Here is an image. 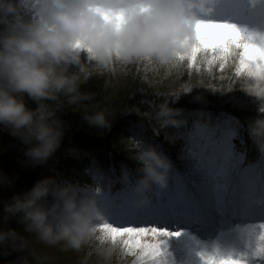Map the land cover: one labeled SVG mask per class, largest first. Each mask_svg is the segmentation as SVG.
Segmentation results:
<instances>
[{"label": "clouds", "instance_id": "obj_1", "mask_svg": "<svg viewBox=\"0 0 264 264\" xmlns=\"http://www.w3.org/2000/svg\"><path fill=\"white\" fill-rule=\"evenodd\" d=\"M192 6L190 0H42L39 18L25 23L13 0H0V20L15 14V23L0 31V130L28 145L27 164H46L64 135L57 102L64 97L69 105H78L92 98L80 91L89 77L80 52L86 51L88 60L100 69L117 60L130 63L144 58L162 66L176 64L192 42ZM68 65L78 70L69 72ZM249 84L250 93L264 98V82L251 79ZM25 94L36 102L35 108L25 103ZM177 111L164 104L157 116L178 125L182 121L173 119ZM84 119L102 128L110 125L104 110L86 113ZM250 135L264 150V117L250 124ZM135 159L142 173L138 192L167 183L171 164L155 147L141 149ZM12 185V178L0 170V186ZM94 191L46 176L5 201L0 219L6 223L16 217L24 232L49 246L79 250L98 240L95 252L100 264H113L122 252L118 242L101 239L95 195L88 194ZM28 248L27 239L15 228H0V252L28 251L14 264H32L28 256L36 257Z\"/></svg>", "mask_w": 264, "mask_h": 264}, {"label": "trees", "instance_id": "obj_2", "mask_svg": "<svg viewBox=\"0 0 264 264\" xmlns=\"http://www.w3.org/2000/svg\"><path fill=\"white\" fill-rule=\"evenodd\" d=\"M18 2L19 0H13L22 21L27 23L35 20L34 10L20 6ZM14 15L7 14L0 20V31L15 23ZM200 65L199 61L195 68H189L187 62L162 66L154 60H138L133 62L131 68L130 64L117 60L107 69L91 66L88 68V79L80 85L81 92L92 94L91 99L85 100L88 106L78 108L77 105H69L64 97L57 102L60 105L57 116L63 122L64 135L56 153L43 165L27 164L28 158L25 157L24 150L28 145L7 131L0 130V170L13 180L10 187L0 186V218L4 215L3 205L8 197L10 200L15 193L29 190L46 176H57L83 187H91L95 191L88 194L97 195L98 189L103 185L97 175L115 171L113 173L120 175L122 186H125L122 189L127 192L129 183L124 170L129 166L134 174L141 177L142 173L138 171L141 165L135 156L146 147L158 148L169 162H174L183 171L176 159L175 146H170L162 139V127L165 124L168 129L178 128L181 131V136L172 141L175 145L178 143V147L184 139L204 126L210 127L218 137L224 136L228 121L234 120L239 126L236 127L239 139L243 141V159L238 172L247 170V173H252L255 177L260 176L258 155H263L264 150H261L250 135V124L264 117V98L257 99V96L249 92L252 85L245 77L229 85L231 90L213 94L211 90L203 89L208 77L200 72ZM189 81L193 88H187ZM227 82L231 83L230 80ZM28 100L30 108L37 106L36 102ZM164 104L178 110L173 119L182 121L180 124L165 123L163 118L157 116L160 106ZM100 110L107 112L110 121L108 127L90 125L84 119L86 113ZM179 116L182 118L179 119ZM210 118L212 123H209ZM138 128L143 129L141 139L135 134ZM111 148L114 150L112 155ZM244 176V173L240 177L236 175L235 183L243 181ZM106 185L109 187L110 183ZM132 187L136 191L134 184ZM4 227L15 228L23 235L28 241V250L31 251L34 234L24 232L23 225L16 217L10 218L6 223L0 219V228ZM27 255V250L11 251L8 255L0 252V264H14L19 257ZM28 258L32 264H43L32 256ZM88 264H100V261L92 260Z\"/></svg>", "mask_w": 264, "mask_h": 264}, {"label": "rangeland", "instance_id": "obj_3", "mask_svg": "<svg viewBox=\"0 0 264 264\" xmlns=\"http://www.w3.org/2000/svg\"><path fill=\"white\" fill-rule=\"evenodd\" d=\"M190 2H192V7L199 11L212 9L210 6L203 5L204 0H190ZM211 2L218 3L215 10L219 18L225 14L224 12H228L230 15L226 18L223 17V20L213 22L208 21L209 16L197 17L189 10L193 24L211 22L234 25L243 37L249 39V42L261 40L264 45V0H211ZM18 4L28 9L32 8L35 20L39 18L42 0H19ZM241 18L245 21H242ZM248 20L254 21V23L251 24ZM80 59L82 63L86 64L89 73L88 68L95 65L88 60L86 51L80 52ZM125 64H130V67H133V62ZM200 64L202 67L200 72L208 77L206 85L202 88L211 90L214 92L213 94L222 90H231L229 87L232 83L234 84L237 79H243L236 74V65L233 61H229L223 70L220 69L218 63L209 68L201 55ZM67 70L75 72L78 70V66L68 65ZM245 78L251 82V78ZM227 80H230L231 83H226ZM191 83L189 81L190 85H187V88L194 87L191 86ZM202 88L200 89L202 90ZM28 99L30 98L25 94L24 100L27 105L30 104ZM87 106L85 101L77 105L78 108ZM181 118L182 116H179V119ZM212 122L213 120L210 118L209 123ZM227 124L224 136L218 137L212 133L210 127L204 126L184 139L178 147V143L175 145L172 141L181 136V131L178 128L171 130L166 127L167 124L163 125L162 139L171 144L170 146H175L176 159L182 165L184 172H179V169L174 168V165L170 163L167 183L163 186L154 183L148 191L143 193L134 191L132 184L136 187L138 180L133 179L127 169L124 170L129 183L127 192L122 189L125 186H122L120 176L116 177L113 173L108 174V172L97 175L103 185L95 195L99 211L96 223L98 225L107 223L117 228L153 227L169 233V235L159 237L162 251V256L159 258L160 264H206L209 258H215L217 261L232 258L242 261L243 264H254L252 255L257 254L258 247L264 244V241H261V237L264 236V199L259 197V190L256 189L260 184L259 178L264 176V173L261 171L259 178H255L251 173H246L241 183L244 188L243 192L238 196L234 195L235 199L229 202L232 210L235 208L234 204L242 208L241 213L242 215L246 214L244 216L246 218L243 220V216L236 219L231 217V225L233 228L236 226V233L234 235L227 234L232 231V228L226 231L222 226V220L225 217L228 218L224 217V204L228 203V198L224 200V194L234 184L238 167L243 159L241 153L243 141L239 139L236 131V127L239 126L234 120L228 121ZM135 134L141 139L143 129L138 128ZM157 151L159 152L158 148ZM91 173L93 174V172ZM113 178H116V181ZM108 182L110 183L109 187L106 185ZM191 184L197 186L196 190L192 189ZM121 198L125 202H122ZM157 198L160 202H158V206H155L152 200ZM238 198L241 200L238 201ZM142 202L145 203V206L141 204ZM192 208L195 210L203 208L207 213L206 218L198 220L197 213L194 214ZM214 217L218 219L215 222L217 230L212 233L209 230V225L213 223ZM190 218L195 221H191ZM245 233H250V235L246 234L244 237ZM253 235H256L257 238H254ZM250 242L253 243L252 246ZM98 243V240L90 241L81 249L72 250L65 249L60 245H46L34 234L30 249L35 253V259L43 264H88L92 260L99 261V258L94 256ZM121 252L122 255L117 256L113 260V264H138L136 256L122 250Z\"/></svg>", "mask_w": 264, "mask_h": 264}, {"label": "snow or ice", "instance_id": "obj_4", "mask_svg": "<svg viewBox=\"0 0 264 264\" xmlns=\"http://www.w3.org/2000/svg\"><path fill=\"white\" fill-rule=\"evenodd\" d=\"M201 55L209 68L218 63L223 70L229 61H233L238 76L264 82V45L257 46L249 42V39L243 37L234 25L195 23L189 50L178 57L179 62L176 64L187 62L189 68H195ZM141 60L153 61L151 58ZM187 90L189 89H185ZM99 228L102 234L101 239L118 242L122 251L138 258V264H160L159 258L162 256V251L159 237L169 233L153 227L117 228L110 224H103ZM261 241H264V236L261 237ZM260 250L264 251V244ZM206 264H243V262L232 258L219 261L209 258Z\"/></svg>", "mask_w": 264, "mask_h": 264}, {"label": "bare ground", "instance_id": "obj_5", "mask_svg": "<svg viewBox=\"0 0 264 264\" xmlns=\"http://www.w3.org/2000/svg\"><path fill=\"white\" fill-rule=\"evenodd\" d=\"M252 43L255 44V45H257V46L263 45V43L261 42V40H254Z\"/></svg>", "mask_w": 264, "mask_h": 264}]
</instances>
